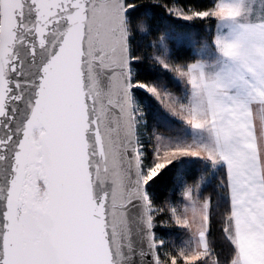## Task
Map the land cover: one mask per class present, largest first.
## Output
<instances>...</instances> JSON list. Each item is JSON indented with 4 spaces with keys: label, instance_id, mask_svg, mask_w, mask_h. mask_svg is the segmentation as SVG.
<instances>
[{
    "label": "snow or ice",
    "instance_id": "snow-or-ice-1",
    "mask_svg": "<svg viewBox=\"0 0 264 264\" xmlns=\"http://www.w3.org/2000/svg\"><path fill=\"white\" fill-rule=\"evenodd\" d=\"M0 264H264V0H0Z\"/></svg>",
    "mask_w": 264,
    "mask_h": 264
},
{
    "label": "trees",
    "instance_id": "trees-1",
    "mask_svg": "<svg viewBox=\"0 0 264 264\" xmlns=\"http://www.w3.org/2000/svg\"><path fill=\"white\" fill-rule=\"evenodd\" d=\"M173 23H175L176 25H178V26H183V25H185V22H183V21H172ZM154 103V102H153Z\"/></svg>",
    "mask_w": 264,
    "mask_h": 264
},
{
    "label": "rangeland",
    "instance_id": "rangeland-1",
    "mask_svg": "<svg viewBox=\"0 0 264 264\" xmlns=\"http://www.w3.org/2000/svg\"><path fill=\"white\" fill-rule=\"evenodd\" d=\"M154 102V101H153ZM155 103V102H154Z\"/></svg>",
    "mask_w": 264,
    "mask_h": 264
}]
</instances>
